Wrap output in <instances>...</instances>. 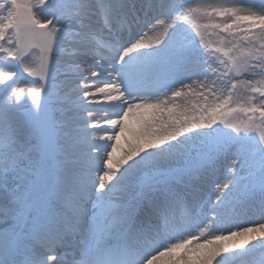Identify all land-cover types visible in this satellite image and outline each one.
Returning <instances> with one entry per match:
<instances>
[{"label":"snow or ice","instance_id":"6c2138e0","mask_svg":"<svg viewBox=\"0 0 264 264\" xmlns=\"http://www.w3.org/2000/svg\"><path fill=\"white\" fill-rule=\"evenodd\" d=\"M0 264H264V0H0Z\"/></svg>","mask_w":264,"mask_h":264},{"label":"rangeland","instance_id":"374dc122","mask_svg":"<svg viewBox=\"0 0 264 264\" xmlns=\"http://www.w3.org/2000/svg\"><path fill=\"white\" fill-rule=\"evenodd\" d=\"M29 79H32V78L29 77Z\"/></svg>","mask_w":264,"mask_h":264}]
</instances>
